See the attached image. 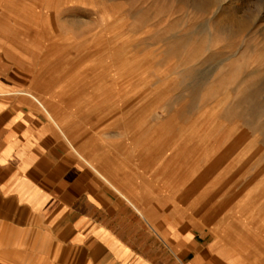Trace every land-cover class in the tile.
Masks as SVG:
<instances>
[{
    "label": "rangeland",
    "instance_id": "obj_1",
    "mask_svg": "<svg viewBox=\"0 0 264 264\" xmlns=\"http://www.w3.org/2000/svg\"><path fill=\"white\" fill-rule=\"evenodd\" d=\"M0 58L126 198L264 264V0H0Z\"/></svg>",
    "mask_w": 264,
    "mask_h": 264
},
{
    "label": "crops",
    "instance_id": "obj_2",
    "mask_svg": "<svg viewBox=\"0 0 264 264\" xmlns=\"http://www.w3.org/2000/svg\"><path fill=\"white\" fill-rule=\"evenodd\" d=\"M14 70L0 58L4 264H239L183 216L138 207L100 177Z\"/></svg>",
    "mask_w": 264,
    "mask_h": 264
},
{
    "label": "bare ground",
    "instance_id": "obj_3",
    "mask_svg": "<svg viewBox=\"0 0 264 264\" xmlns=\"http://www.w3.org/2000/svg\"><path fill=\"white\" fill-rule=\"evenodd\" d=\"M34 97V96H33ZM35 99H36V101L44 108V109H46V106H45V104L40 100V98H37V96L36 97H34ZM53 120H54V118H53ZM56 123V122H55ZM57 124V123H56ZM73 146V145H72ZM81 155V154H80ZM81 156H83V155H81ZM89 162V161H88ZM89 164L91 165V166H93V167H95L92 163H90L89 162Z\"/></svg>",
    "mask_w": 264,
    "mask_h": 264
}]
</instances>
